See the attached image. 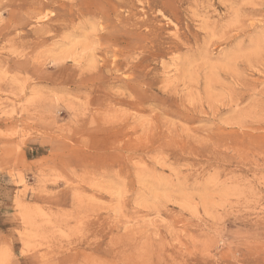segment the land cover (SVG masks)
Returning <instances> with one entry per match:
<instances>
[{"label":"rangeland","instance_id":"rangeland-1","mask_svg":"<svg viewBox=\"0 0 264 264\" xmlns=\"http://www.w3.org/2000/svg\"><path fill=\"white\" fill-rule=\"evenodd\" d=\"M0 264H264V0H0Z\"/></svg>","mask_w":264,"mask_h":264}]
</instances>
